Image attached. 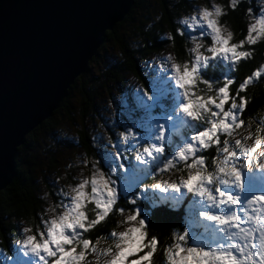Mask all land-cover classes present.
Masks as SVG:
<instances>
[{"label":"snow or ice","instance_id":"snow-or-ice-1","mask_svg":"<svg viewBox=\"0 0 264 264\" xmlns=\"http://www.w3.org/2000/svg\"><path fill=\"white\" fill-rule=\"evenodd\" d=\"M189 8L167 34L173 45L185 41L187 58L145 61L148 87L138 85L126 113L117 111L114 139L82 160L89 174L61 187L59 204L20 229L3 264H158V254L160 264H264V113L245 115L264 62L235 91L232 75L264 43V0L245 10L239 40L221 23L224 5L189 0ZM173 212L180 224L165 243L153 229ZM112 214L120 220L106 236L87 235Z\"/></svg>","mask_w":264,"mask_h":264},{"label":"trees","instance_id":"trees-1","mask_svg":"<svg viewBox=\"0 0 264 264\" xmlns=\"http://www.w3.org/2000/svg\"><path fill=\"white\" fill-rule=\"evenodd\" d=\"M149 2V0H136L126 21L129 20L128 22L131 23L136 12L145 7L148 9ZM228 2L229 0H219V3L224 5L228 12L221 21L232 28L234 40H239L243 38L246 25L249 22L245 10L251 5H257V0H242L235 11L227 8ZM159 5L161 14L158 19L141 20L138 24L134 23V34L115 29L106 32L102 49L108 50L110 47L119 52V55L111 54V61L105 60V69L101 65L102 76L100 78L102 79L100 80L105 81L101 88L105 90V97L109 105L105 104L103 92L94 87L97 83H101L99 78L90 74V70L86 71L76 78L59 109L33 130L27 136L26 142L19 147L16 157V174L10 184L0 190V264H3L6 255H14L15 250L9 245L11 241L19 238L22 225L34 226L39 223V214L43 213L44 207H46L39 194V179L47 181L45 179L46 169L59 170V156L62 154V150L78 146L90 159L98 158L95 153L98 144H106L107 135L109 139H114L112 122L116 118L117 111L119 110L121 115L127 111V105L134 93L128 86L129 82L138 80L142 87H148V81L144 74L145 61L148 57L157 54V52L162 53L163 49L171 48L174 56L180 59L187 58L182 47L185 41L177 36L173 45L167 41V34H175V28L178 27V15L190 10L189 0H159ZM136 34L141 39H136ZM262 53H264V43L256 45L254 58L242 61L237 65L236 70L232 73L237 81V84L233 85V91L244 77L251 74L260 63L264 62ZM99 58L95 56L94 59L98 61ZM220 71H223V68ZM246 94L250 97L246 117L249 114L255 116L264 113V78L256 85L251 86ZM78 95L81 103L79 106L75 102ZM109 111L113 114L112 117L107 116ZM102 114L105 115L104 119ZM60 115L73 128L76 136L75 143L61 137L64 133L58 127L59 122L62 121ZM97 120L101 126L99 135L94 134L96 128L93 130V124ZM51 192L54 195L53 190ZM93 207V205H89L87 209L90 217L94 215ZM119 220L118 215L112 214L107 222L87 235L93 239L106 236L109 230L116 227V222ZM180 220V212L169 213L168 218L159 221L153 232L161 237L162 242L166 243L172 229L179 226ZM161 259V254H158V264Z\"/></svg>","mask_w":264,"mask_h":264},{"label":"water","instance_id":"water-1","mask_svg":"<svg viewBox=\"0 0 264 264\" xmlns=\"http://www.w3.org/2000/svg\"><path fill=\"white\" fill-rule=\"evenodd\" d=\"M135 2L0 0V190L16 174L19 146L60 107ZM97 3L113 7L97 10Z\"/></svg>","mask_w":264,"mask_h":264},{"label":"rangeland","instance_id":"rangeland-1","mask_svg":"<svg viewBox=\"0 0 264 264\" xmlns=\"http://www.w3.org/2000/svg\"><path fill=\"white\" fill-rule=\"evenodd\" d=\"M149 1L150 2L147 6L148 9L145 7L146 9L144 8L143 10L142 9L139 10L140 13L136 12L134 14L135 15V17L133 18L134 21L132 20L131 23L128 22L129 20L126 21V17L131 13V10H132V8H131L130 11L128 12V14L125 16V18L123 20H121L113 29L121 31V32L133 33L134 23L138 24L141 20H148L149 19V21H150L153 19H158L159 15L161 14L160 13L161 7L159 5V0H149ZM211 2H212V0H194V3L204 4V5L210 4ZM215 2L219 3V0H215ZM256 4H258V0H257ZM120 23H122L121 26H118ZM221 23L224 24L226 27L229 28V30H231L233 32L232 28L229 25H227L226 23H224L222 21H221ZM135 38L141 39L138 34H136ZM103 41L100 44V47L94 52V54H93L94 56L89 61L88 67H86V71L90 70V74H92L95 77H98L99 78L98 80L102 79V78H100L102 76L101 75L102 74L101 73V70H102L101 65H102V67H104L103 69L106 68L105 63H104L105 60L111 61L112 55H114V54L119 55L118 54L119 52L116 49L112 50V48H110V47H109L110 51H109V49L108 50L107 49L105 50V48L102 49L101 46L104 43ZM167 52L172 53V49L167 48L166 50L165 49L162 50V53H167ZM158 53L159 52H157V54ZM157 54H152L150 57H148L147 60H150L153 56H156ZM95 56L100 57L98 60L100 62H98L94 59ZM100 81H101V83L100 84L97 83L96 85H94V87H97L98 89H100L103 92L104 98H105V104L109 105V102H108V100H106V97H105V90L103 88H101V86H104L103 83L105 81H103V82H102V80H100ZM138 85L141 86L138 80H136V81L131 80L128 84L132 93L135 92ZM75 102L78 103V106L81 104L80 100H79V95H78V98L76 99ZM102 115H103V119H104L105 115L104 114H102ZM112 115L113 114L110 111L107 112V116L112 117ZM60 119L62 121L59 122L58 127L61 128L62 132L64 133V134H62L61 137H63L66 140L70 139L68 141H73L75 143L74 138L76 136H75V133L73 132V128L70 126L69 123H67L65 121V118L62 115H60ZM93 125H94L93 130L96 128L94 130V134L99 135L100 134L99 132H101L100 122H98V120H97V122L94 123ZM38 126H40V125H38ZM26 139H27V137H26ZM106 139L109 140L108 135L106 136ZM22 145H20L19 147H21ZM18 151H19V148H18ZM62 151H63V152H61L62 154L59 156L60 157V167H58L59 170L46 169L45 170V174H46L45 179L47 181L44 182V179H41V178L39 179V183H38L39 184V194H40V197L43 198V200H44V205L46 206V207H44V209H46L49 205H55V204L60 203V197H58L56 195V193L59 191V189L61 187H66V185H68L69 183H73L74 182V180H73L74 176H77L80 173H83L84 175H88L89 171H90V165H89V167H85L82 163V160L84 158H87V159H90V158L86 155V153L81 148L76 146L75 148H69V149L62 150ZM51 190H53L54 195H52ZM40 214L42 215V212H40ZM40 214H39V216H40ZM48 215H52V213H48ZM25 225H27V224H23L22 227ZM101 243L103 245L104 241L102 240Z\"/></svg>","mask_w":264,"mask_h":264}]
</instances>
